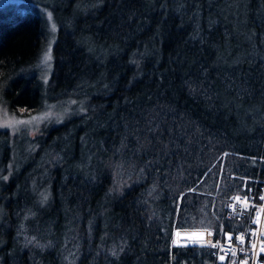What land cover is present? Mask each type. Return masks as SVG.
Here are the masks:
<instances>
[{
  "label": "trees",
  "instance_id": "trees-1",
  "mask_svg": "<svg viewBox=\"0 0 264 264\" xmlns=\"http://www.w3.org/2000/svg\"><path fill=\"white\" fill-rule=\"evenodd\" d=\"M57 1L46 3L57 22L50 85L74 88L91 67L107 74L91 94L105 106L106 151L78 188L66 186L70 169L39 185L43 200L38 187L34 203H1L14 241L0 264H60L68 250L66 264H221L207 245L172 243L173 231L206 227L221 239L248 225L225 205L242 176L264 175V0ZM20 6L0 5V102L27 113L42 96L47 31L37 5ZM34 212L62 238L33 236ZM21 223L32 236L22 249Z\"/></svg>",
  "mask_w": 264,
  "mask_h": 264
},
{
  "label": "rangeland",
  "instance_id": "rangeland-1",
  "mask_svg": "<svg viewBox=\"0 0 264 264\" xmlns=\"http://www.w3.org/2000/svg\"><path fill=\"white\" fill-rule=\"evenodd\" d=\"M6 3L21 5L20 7L37 5L44 18L47 37L36 62L37 74L42 87L39 105L27 113H15L7 110L0 102V130L7 132L9 137L6 141V134L0 133V188H3L0 201V253L9 251L5 245L14 241L10 235L8 219L4 218L1 203H34L39 200L37 195L39 189L40 200H43L49 188L47 184L41 187L39 185L45 179L60 175L62 171L67 173V170L70 169H73V173L70 174L75 179L69 180L66 186L78 188L92 171L98 166L101 167L99 160L101 161L100 158L106 151L102 137L99 135V131L106 121L104 118L105 106L102 100L91 98V94L100 91V83L107 74L103 70L91 67L74 88H52L50 85L51 47L55 39L57 22L50 6L46 3L53 5L58 1L0 0V5ZM72 11L76 13L78 9H72ZM96 43L91 40V48L98 49V51H94L99 54L101 49ZM107 54L99 56H102L101 59H103ZM46 55L49 57L48 59H45ZM108 110L111 111L112 108ZM68 119L65 126L56 131H47L51 126ZM81 129H84L85 133L82 135L83 140L80 147V144L77 145L74 142V134ZM116 175L115 172L113 180ZM12 178L15 179L13 190H5L7 185L11 186ZM13 211L10 210L6 216L15 219L19 210H16V213ZM34 214L35 212L28 213V222H26L33 236L35 235L32 231H35L40 236L49 234L47 239L59 240L62 238L61 236L59 238L51 227L45 226L46 223L40 224ZM209 233L211 231L206 227H177L173 231L172 243L207 245L212 238ZM15 240L20 249L27 242L32 241V236L27 232L23 223L18 226L15 232ZM66 259L68 262L73 259L70 250L61 254L60 264H66Z\"/></svg>",
  "mask_w": 264,
  "mask_h": 264
},
{
  "label": "built area",
  "instance_id": "built-area-1",
  "mask_svg": "<svg viewBox=\"0 0 264 264\" xmlns=\"http://www.w3.org/2000/svg\"><path fill=\"white\" fill-rule=\"evenodd\" d=\"M241 178V191L229 196L225 216L242 219L247 215L248 225L224 238H211L208 254L221 264H264V175Z\"/></svg>",
  "mask_w": 264,
  "mask_h": 264
},
{
  "label": "snow or ice",
  "instance_id": "snow-or-ice-1",
  "mask_svg": "<svg viewBox=\"0 0 264 264\" xmlns=\"http://www.w3.org/2000/svg\"><path fill=\"white\" fill-rule=\"evenodd\" d=\"M49 57L46 55L45 59H48ZM237 200L239 199V197L236 198ZM211 233H209L210 235ZM177 235H179V233H177ZM238 239H241L242 240V237L238 238ZM221 259H223V257H221Z\"/></svg>",
  "mask_w": 264,
  "mask_h": 264
}]
</instances>
